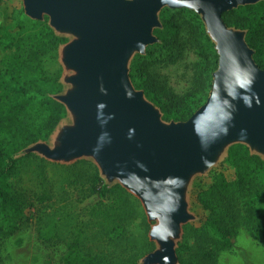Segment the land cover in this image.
Here are the masks:
<instances>
[{
	"label": "trees",
	"instance_id": "1",
	"mask_svg": "<svg viewBox=\"0 0 264 264\" xmlns=\"http://www.w3.org/2000/svg\"><path fill=\"white\" fill-rule=\"evenodd\" d=\"M162 14L164 28L155 31L161 43L136 56L130 78L164 120L186 122L209 97L219 55L198 14L187 9ZM9 18L11 26L0 22V45L14 50L9 84L0 97V236L31 224L44 244L65 246L64 264H139L155 245L137 198L119 184L105 185L89 160L61 165L33 154L16 158L29 145L48 139L66 115L46 89L49 83L60 87L58 49L68 40L55 35L48 18H27L22 5L12 7ZM222 18L228 27L247 31L254 60L264 70V1ZM187 45L197 48L200 63L194 85L180 96L154 68L177 63ZM93 198L98 201L85 205ZM192 206L201 216L183 227L179 264H219L221 253L234 246L242 230L264 245V159L245 145L232 146L219 168L195 182Z\"/></svg>",
	"mask_w": 264,
	"mask_h": 264
},
{
	"label": "water",
	"instance_id": "2",
	"mask_svg": "<svg viewBox=\"0 0 264 264\" xmlns=\"http://www.w3.org/2000/svg\"><path fill=\"white\" fill-rule=\"evenodd\" d=\"M25 14L71 38L61 49L70 86L56 99L73 124L59 129L53 148L37 153L55 163L92 160L108 183L137 198L157 249L141 264H179L177 242L194 221L187 201L197 175L209 172L230 146L264 156V70L246 32L228 27L225 12L264 0H22ZM198 14L219 55L206 103L186 122L166 123L131 82L129 64L158 39L159 13Z\"/></svg>",
	"mask_w": 264,
	"mask_h": 264
},
{
	"label": "rangeland",
	"instance_id": "3",
	"mask_svg": "<svg viewBox=\"0 0 264 264\" xmlns=\"http://www.w3.org/2000/svg\"><path fill=\"white\" fill-rule=\"evenodd\" d=\"M19 5H22V7L24 8L22 0H5L4 3L1 2V5H0V22L1 23L3 22L4 24L11 26L12 22L9 18V12L11 11L12 7H18ZM166 9L171 10L169 8H165L159 13V23H160L161 27L156 29V30H163V28H164V26H163V24H164L163 17L164 16H163L162 12ZM171 11H174V10H171ZM24 12H25V10H24ZM169 15H170L169 13H166V16H169ZM25 16H26V14H25ZM27 18H29V17H27ZM200 19H201V17H200ZM30 20H32V19H30ZM44 21H46V19ZM201 21H202V19H201ZM47 24H48V20H47ZM48 26H49V24H48ZM204 27H205V25H204ZM155 31H154V36L158 39V37L155 35ZM205 31H206V28H205ZM242 31H244V30H242ZM245 32H246V38H247V31H245ZM54 33L56 36L66 38L68 40L64 45L60 46V48L58 49L57 62L62 69L61 76H60V79L58 81V84L60 85V87L58 89H53L52 87H50L51 83H49L47 85V89H46V91L49 93L50 98H52L56 102L60 103L56 98L64 95L67 92V90L70 88V86L65 83V77L67 75H72L71 72L67 73L65 68L62 65L61 49L63 46H65L66 44H68L71 41V38L61 36V35L57 34L55 31H54ZM206 34L208 35L207 31H206ZM159 43H161V41L158 39V42L156 44H159ZM212 43H213V41H212ZM151 46H153V45H151ZM149 47L150 46L147 47L145 54H143V55L142 54H135L133 56V58L129 64L130 72H131L132 63H133L134 59L136 58V56H138V55L145 56L147 54V50ZM13 55H14L13 49H4L0 45V86H1L0 97H2V95H4L3 85L9 84L8 63H9L10 59L13 57ZM254 55H255V51H254ZM198 63H200V57L198 55L197 48H193V47L190 48V46L187 45V49L185 50V54H184L183 58H181L177 63H175L173 65H169V66L158 64V65H156V67L154 69H155L156 73L159 75L160 79L162 81L166 82L167 85L173 90V92L175 94L183 96V95H186L190 91L192 86L194 85V76H195L194 73H195V69H197ZM137 90H139V89H137ZM139 91H142V90H139ZM145 97H146V95H145ZM146 99L149 102H151L147 97H146ZM151 103L157 109L160 110V108L158 106H156L153 102H151ZM60 104L63 105L62 103H60ZM64 108L66 111L65 117L59 122V124L55 127V129L50 133L48 139L40 140L36 143H33V144L29 145L28 147H26L25 149H23V151H25L26 149H28L32 146H35L36 144H45V145L49 146L50 148L54 147L56 134L59 131V129L62 128L63 126H70L73 124L71 114L68 112V110L65 106H64ZM160 112L162 114V119L164 122L170 123L173 121V120L172 121L164 120V118H163L164 114L162 113L161 110H160ZM173 122H175V121H173ZM231 147L232 146H230L227 149V151L223 154V156L218 161L216 166H214L209 172H207L204 175H197L193 178V180L189 186L187 201H188V205H189V212L191 215H193L195 217V219H194V221L189 222L188 224L198 222L200 220L199 216H201L200 210H197V209L194 210V208L192 206V192L194 189L195 182L198 179L208 178L210 173L214 169L219 168L227 159L228 151ZM23 151L16 154V158H22L26 155L33 154V155H35L41 159L46 160L47 162L55 163V162L47 160L46 158H44L40 154H37V153L23 154ZM261 157L264 159V156H261ZM89 161L93 162L92 160H89ZM58 164L70 165V164H63V163H58ZM100 175H101V173H100ZM101 178H102L104 184L107 185L108 187H112V186L117 184V183H113V184L108 183V181L102 175H101ZM206 182H207V180H206ZM96 201H98V198H95V199L93 198L91 200L86 201L87 203L85 205L95 203ZM146 218H147V216H146ZM147 221H148V219H147ZM152 226H153V224L152 225L150 224V231L152 229ZM22 228L23 229L16 231L12 235H9L6 237L0 236V264H64L63 260H64V255L66 253L65 246H63L61 244H57V243L44 244L41 241V239L38 237V234H37V231H36V228L34 227V225H31V224L28 226L25 225V227L23 226ZM150 231H149V233H150ZM149 233H148V237H149ZM149 240H150V238H149ZM181 240H179L177 242L176 253H177V249L179 247ZM154 245H155V249H154V251H155L157 249V245L155 243H154ZM154 251H152V252H154ZM146 256L142 257L139 260V264H141L142 260ZM219 264H264V245L259 244L256 241H254L247 234L246 231L242 230L240 232V234L238 235V237L236 238L234 246L231 249L225 250L224 252L221 253V255L219 257Z\"/></svg>",
	"mask_w": 264,
	"mask_h": 264
}]
</instances>
